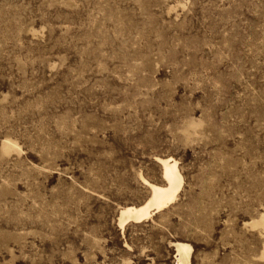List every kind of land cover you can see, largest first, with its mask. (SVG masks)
I'll return each instance as SVG.
<instances>
[{
    "label": "rangeland",
    "instance_id": "rangeland-1",
    "mask_svg": "<svg viewBox=\"0 0 264 264\" xmlns=\"http://www.w3.org/2000/svg\"><path fill=\"white\" fill-rule=\"evenodd\" d=\"M263 212L264 0H0V264H264Z\"/></svg>",
    "mask_w": 264,
    "mask_h": 264
},
{
    "label": "bare ground",
    "instance_id": "bare-ground-1",
    "mask_svg": "<svg viewBox=\"0 0 264 264\" xmlns=\"http://www.w3.org/2000/svg\"><path fill=\"white\" fill-rule=\"evenodd\" d=\"M190 126L196 127L197 124L191 122ZM2 150L4 153H9L11 151L20 152L17 144L11 139H5L2 143ZM156 162L162 167L163 183H151L145 178L142 179L144 184L149 188L150 194L143 203L138 205H127L120 209L118 226H120L122 230L126 225L130 223H141L150 218L154 212H161L176 202L183 183V176L179 169V163L172 157L156 158ZM250 225L253 228H264V212L253 219ZM171 246L177 253L176 264H192L193 248L190 244L177 241L172 243ZM262 256L264 257V247Z\"/></svg>",
    "mask_w": 264,
    "mask_h": 264
}]
</instances>
